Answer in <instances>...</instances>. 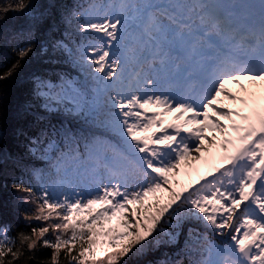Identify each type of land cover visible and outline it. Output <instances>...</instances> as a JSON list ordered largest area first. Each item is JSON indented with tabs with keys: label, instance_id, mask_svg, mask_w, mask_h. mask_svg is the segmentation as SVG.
Wrapping results in <instances>:
<instances>
[{
	"label": "snow or ice",
	"instance_id": "6c2138e0",
	"mask_svg": "<svg viewBox=\"0 0 264 264\" xmlns=\"http://www.w3.org/2000/svg\"><path fill=\"white\" fill-rule=\"evenodd\" d=\"M242 81L264 84V0H0V264H264Z\"/></svg>",
	"mask_w": 264,
	"mask_h": 264
},
{
	"label": "rangeland",
	"instance_id": "374dc122",
	"mask_svg": "<svg viewBox=\"0 0 264 264\" xmlns=\"http://www.w3.org/2000/svg\"><path fill=\"white\" fill-rule=\"evenodd\" d=\"M242 83L245 85V89H247L248 91L240 89L239 86L236 84H228L226 85V87L231 92L243 98H248L249 91H256V92L264 91V84L256 85V84H251L248 81H242ZM221 99L224 100L225 105H227L228 107H235V108L242 107L239 103L233 104L231 101L225 99L224 97H221ZM150 111L159 112L161 110L160 109H150ZM174 115H175L174 113H164L162 116L158 117V119L163 120L164 126H167L168 124H173V123H181L184 117H181V120H176L174 119ZM184 115L187 116L188 114L186 113ZM191 126L193 125H189V127ZM205 131L207 132V130ZM151 132H159V127L154 125L151 129H149L148 133H141V134L147 135V134H150ZM208 134L211 135V133H208ZM220 153H221V149L218 146H213V147L208 148L207 151H201L199 153L200 155L199 160L189 159V160L181 161L179 172L176 173L174 176H171V178L183 183L187 180L188 173L195 175L197 173L206 172L213 164L218 163ZM176 186L178 187L179 185H176ZM149 199H151V197ZM109 223L117 227V229L120 228V225L115 218L112 221L105 220V227H108Z\"/></svg>",
	"mask_w": 264,
	"mask_h": 264
}]
</instances>
